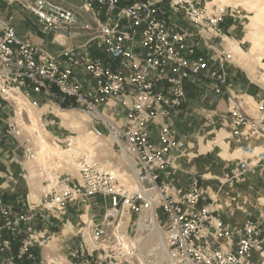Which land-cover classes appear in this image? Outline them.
Masks as SVG:
<instances>
[{"label": "built area", "instance_id": "1", "mask_svg": "<svg viewBox=\"0 0 264 264\" xmlns=\"http://www.w3.org/2000/svg\"><path fill=\"white\" fill-rule=\"evenodd\" d=\"M4 1L18 3L35 17L43 32L76 35L69 31L76 27L78 13L51 0ZM83 1L79 10L90 12L96 20L93 51L70 45L59 54L46 53L21 40L13 25L0 16V107L2 103L16 105L19 96L35 106L38 100L34 96H57L71 102L94 121L90 132L95 138L108 135L121 155L135 159L133 170L141 192L125 194L111 172L95 162L83 161L79 164L80 184L56 172L44 194L49 201L33 204L30 209H18L0 194V264L36 261L38 241L31 235L33 225L53 217V210L62 215L71 203L96 195L107 198L109 207L100 223L90 222L93 247L88 248L83 240L78 242L68 251L71 259L87 256L90 264H143L135 246L119 235L115 223L125 207L138 212L153 205L155 218L157 210L162 217L158 226L172 264H256L252 255L263 248L258 221L246 220L233 227L215 216L207 190L199 182L194 180L182 190L161 181L171 150L185 147L168 120L186 102L187 81H212L213 94L220 96L227 87L222 65L229 58L225 51L210 56L205 51L209 46L192 41L171 17L187 19L211 40L221 35L223 10L206 12L192 0ZM217 61L219 68L214 67ZM230 98L232 137L239 140L245 127L252 135L255 130L264 133V107L258 106L257 119L253 120ZM110 102L120 106V124L105 115V108L113 107ZM155 120L162 121L158 143L152 136ZM24 154L28 160L34 159L31 147L24 148ZM257 159H264V141ZM250 170L248 162L239 160L229 168L225 180L237 184ZM142 194L152 195V202ZM134 199L142 203L136 206ZM47 264L66 263L53 258Z\"/></svg>", "mask_w": 264, "mask_h": 264}, {"label": "crops", "instance_id": "2", "mask_svg": "<svg viewBox=\"0 0 264 264\" xmlns=\"http://www.w3.org/2000/svg\"><path fill=\"white\" fill-rule=\"evenodd\" d=\"M51 1L64 9L80 13L79 8L83 0ZM20 12L16 11L12 5H8L6 1L0 0L2 19L13 25L21 40L28 41L42 51L52 55L59 54L63 48L76 41L55 32L39 30L40 32L37 33L26 27L22 28L23 17ZM171 18L179 30L190 34L192 41L201 45L207 44L210 56L214 54L210 53V50L217 52L212 43L202 34L203 32L187 19L173 16ZM88 48L93 51L94 47ZM226 70L227 87L218 97L213 94V82L199 78L187 81L186 102L168 120L176 129L179 138L184 141L185 147L182 150H171L169 153L170 162L166 173L161 175V181L168 187L185 190L194 179H198L202 187L207 190V201H211V207L215 210L216 217L233 227L242 225L246 220L258 221L263 238V248L260 252H254L252 261L264 264V159H257V154L261 151L264 141V133L255 130L252 135L251 129L245 127L239 140H236L232 137L228 124V109L233 103L230 97L243 107L247 104L245 98L255 101L261 91L256 84L251 85L236 75L231 67L228 66ZM34 97L38 100V104L41 103L47 109L50 108L47 110L48 115L44 112L41 115H44L45 126L48 128L49 134L58 141V138L62 137L64 133L63 129H66L62 126L61 120H66V118H62L56 113V111L65 109L59 105L61 99L59 97L51 99L41 96ZM6 105L7 103L1 104L0 112ZM109 105L113 107L105 108L107 119L120 124L122 122L120 107L116 108L113 102H110ZM247 114L253 120L257 119L258 114L255 111H247ZM161 123V120H155L156 125L152 128V136L156 143L159 138L158 125ZM6 133L11 135L10 130H6ZM4 136L0 135V194L9 197L18 209H30L33 204L42 203L44 196L38 191L36 183L30 179L28 169L22 165L20 152H16L17 148H12L8 141L2 139ZM105 136L110 138L108 135ZM245 147L249 148L251 152L246 151ZM239 160L248 162L251 165V170L241 182L231 184L225 180V175L229 168ZM33 226L31 235L38 241L35 248V256L37 251L38 259L33 263L32 261L31 263L23 261L25 264H47L53 258L62 261L63 256L67 259L69 247L66 246L61 252L62 244L66 239L76 237V233L70 232V230L56 231L54 229L52 234L57 236H53V239L49 240L44 236L49 227L53 228L54 226L51 219H44L41 223ZM38 228L40 229L38 230ZM69 233L71 234L68 237ZM43 249L49 250V253L43 255ZM65 259L63 262L66 264H90V258L87 256L77 258L73 262Z\"/></svg>", "mask_w": 264, "mask_h": 264}, {"label": "rangeland", "instance_id": "3", "mask_svg": "<svg viewBox=\"0 0 264 264\" xmlns=\"http://www.w3.org/2000/svg\"><path fill=\"white\" fill-rule=\"evenodd\" d=\"M83 2L81 5H83ZM192 4L206 12H212L215 9L223 10V18L219 24L221 35L209 41L218 53L225 51L224 55L229 56L222 65L226 76V68L229 66L243 80L259 87L261 91L259 97H256L255 101L251 98H245V103L247 104L243 106L246 113L247 111H255L258 114V106L264 107V0H192ZM12 6L16 11H21L20 14L23 17L22 28L26 27L37 33L42 30L35 17L22 9L18 3H13ZM79 12L77 14L76 27L69 31L75 32L76 35H67L74 41L76 40L73 43L75 46L83 45L88 48L93 46L91 40L95 35L96 20L90 12L84 10H79ZM86 25L89 29H84ZM205 51L208 52V49ZM209 52L214 53L213 55L218 54L212 50ZM218 62L214 64L215 68H219ZM226 79L228 78L226 77ZM62 102L64 101H60V106ZM47 110H50V108L47 109L44 104L39 103L35 106L19 96L16 105L7 104L0 112V135H5L2 139L8 141L12 148H17L16 152H20L19 156L21 157L22 165L28 169L29 173L32 172V175H36L38 191L43 196L51 185L52 174L56 172L69 177L73 184H80L79 164L83 161L95 162L104 170L111 172L117 179V187L120 191H124L125 194L130 196L141 192L139 188L136 189L138 183L133 170L135 159L121 155L107 136L97 139L92 133L90 134V123L94 124V121L87 114L75 109L71 102L64 111H56L60 117L66 118V120L61 119L62 126L66 127V129H63L62 137H59L58 141H56L45 126L44 115H41L43 112L47 114ZM62 113L68 115H63ZM6 130H10L11 135L7 134ZM43 144H46L43 146L45 150L42 148ZM26 147H31L34 150V159L28 160L25 157L24 148ZM67 149V152H62ZM194 180L200 183V180ZM32 181L35 182V180ZM142 195L144 199L150 203L152 202V195ZM44 200L49 201L48 198H43L42 203H44ZM9 201L11 202L10 199ZM133 203L137 206L142 203V200L134 199ZM108 207V199L96 195L71 203L62 215L57 214L53 210L54 217L49 219L53 221L54 226L53 228L49 227L44 237H48L51 240L53 236H57L52 234L54 229L56 231L70 230V232L73 231L77 235L63 242L61 252L64 251L66 246L71 249V247H74L82 240L89 248H92L90 222L94 225L100 223ZM146 212L147 210L134 212L125 207L115 223V225H118L117 231L119 235L123 236L124 240L133 246H135L134 239L137 228ZM156 216L157 225H159L158 222L162 221L159 210L156 211ZM38 223H41V221ZM159 238L161 241V236ZM42 252L43 255H46L49 250L43 249ZM137 258L143 264H153V256L142 259L137 253ZM64 259L65 257L63 256ZM76 259H71L67 255L65 260L73 262Z\"/></svg>", "mask_w": 264, "mask_h": 264}, {"label": "bare ground", "instance_id": "4", "mask_svg": "<svg viewBox=\"0 0 264 264\" xmlns=\"http://www.w3.org/2000/svg\"><path fill=\"white\" fill-rule=\"evenodd\" d=\"M89 133L91 134V132ZM45 145L46 144L42 145V148L44 150L45 147L43 146ZM67 151L68 149L62 152L65 153ZM30 175H31V179L35 180V183L37 185L38 183H37L36 175L34 174L32 175V172H30ZM138 188L140 189L139 185H137L136 189ZM159 236H161V241ZM134 240H135V246L138 250V254L142 259H146L149 256H153V264H172L166 252V248L163 242L162 232L160 231L157 225L153 205L147 210L146 214L143 217V220L139 223V227L137 228Z\"/></svg>", "mask_w": 264, "mask_h": 264}, {"label": "trees", "instance_id": "5", "mask_svg": "<svg viewBox=\"0 0 264 264\" xmlns=\"http://www.w3.org/2000/svg\"><path fill=\"white\" fill-rule=\"evenodd\" d=\"M127 3V2H126ZM68 104H70V102L69 101H67V100H64V102H62L61 103V107L62 108H67V106H68ZM4 197L6 198V199H8L9 197H7V196H5L4 195ZM16 248H17V246L15 245L14 247H13V250H16ZM37 251H36V261H37ZM31 263V262H30ZM33 263V262H32ZM23 264H25V262H23Z\"/></svg>", "mask_w": 264, "mask_h": 264}]
</instances>
